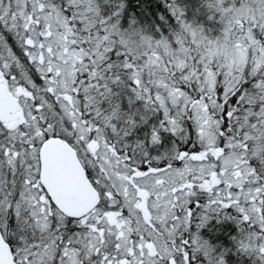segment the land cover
<instances>
[{
    "label": "snow or ice",
    "instance_id": "6c2138e0",
    "mask_svg": "<svg viewBox=\"0 0 264 264\" xmlns=\"http://www.w3.org/2000/svg\"><path fill=\"white\" fill-rule=\"evenodd\" d=\"M0 264H264V0H0Z\"/></svg>",
    "mask_w": 264,
    "mask_h": 264
}]
</instances>
